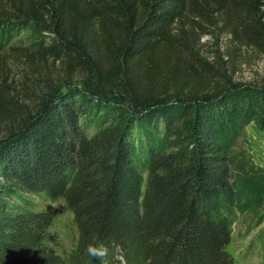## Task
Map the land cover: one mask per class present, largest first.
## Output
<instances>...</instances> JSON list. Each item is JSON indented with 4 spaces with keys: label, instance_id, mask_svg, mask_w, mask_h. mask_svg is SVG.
Wrapping results in <instances>:
<instances>
[{
    "label": "trees",
    "instance_id": "trees-1",
    "mask_svg": "<svg viewBox=\"0 0 264 264\" xmlns=\"http://www.w3.org/2000/svg\"><path fill=\"white\" fill-rule=\"evenodd\" d=\"M261 6L0 0V68L22 75L0 77V264H235L232 216L264 193L240 141L264 126V78L191 79L176 44L196 17ZM33 197L73 214L70 256Z\"/></svg>",
    "mask_w": 264,
    "mask_h": 264
},
{
    "label": "rangeland",
    "instance_id": "rangeland-1",
    "mask_svg": "<svg viewBox=\"0 0 264 264\" xmlns=\"http://www.w3.org/2000/svg\"><path fill=\"white\" fill-rule=\"evenodd\" d=\"M181 26L176 49L181 52L191 79L207 77L223 85L259 84L264 78V6L254 15L234 10L227 23L223 17L208 12ZM19 43L16 39L13 44ZM1 76L14 85L22 79L20 69L12 63L0 68ZM240 141L250 165L264 170V126L256 122L247 124ZM31 201L37 209L55 214L46 243L62 256H70L78 240L71 211L63 201L51 202L43 197H33ZM232 233L228 252L235 264L264 263V193L249 201L244 210L234 213Z\"/></svg>",
    "mask_w": 264,
    "mask_h": 264
},
{
    "label": "clouds",
    "instance_id": "clouds-1",
    "mask_svg": "<svg viewBox=\"0 0 264 264\" xmlns=\"http://www.w3.org/2000/svg\"><path fill=\"white\" fill-rule=\"evenodd\" d=\"M253 123H255V122L253 121Z\"/></svg>",
    "mask_w": 264,
    "mask_h": 264
}]
</instances>
